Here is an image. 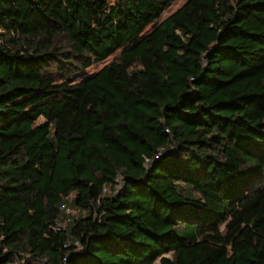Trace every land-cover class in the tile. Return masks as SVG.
Masks as SVG:
<instances>
[{"label": "trees", "instance_id": "obj_1", "mask_svg": "<svg viewBox=\"0 0 264 264\" xmlns=\"http://www.w3.org/2000/svg\"><path fill=\"white\" fill-rule=\"evenodd\" d=\"M173 1L0 0V264H264V0Z\"/></svg>", "mask_w": 264, "mask_h": 264}, {"label": "rangeland", "instance_id": "obj_2", "mask_svg": "<svg viewBox=\"0 0 264 264\" xmlns=\"http://www.w3.org/2000/svg\"><path fill=\"white\" fill-rule=\"evenodd\" d=\"M184 1H185V0H175V1H173V2L171 3L170 7H169L168 9H166V10L163 12L161 18L167 16L169 13H171L172 11H174V10H175L176 8H178V7H179ZM110 58H111V57H110ZM110 58H109V59H110ZM103 63H104V62H102V63H98V64H96V65H93V66H91L87 71H88V72H93V71L97 70L99 67H101V66L103 65ZM39 121H42V119H40ZM69 213H73V214H74L75 211L71 208V212H69ZM166 256H170V253H169V254H166ZM157 263H158V259L155 260V262H154L153 264H157Z\"/></svg>", "mask_w": 264, "mask_h": 264}, {"label": "built area", "instance_id": "obj_3", "mask_svg": "<svg viewBox=\"0 0 264 264\" xmlns=\"http://www.w3.org/2000/svg\"><path fill=\"white\" fill-rule=\"evenodd\" d=\"M121 187H122V180H121L120 176H118V177L116 178V180H115V184H114V189H113V191L116 192V191L119 190ZM62 207H64L65 212H67V213L71 212V208H70V206H68V205H63ZM76 213H77V211H75V214H76ZM64 224H65V222L62 223L61 226H63Z\"/></svg>", "mask_w": 264, "mask_h": 264}]
</instances>
